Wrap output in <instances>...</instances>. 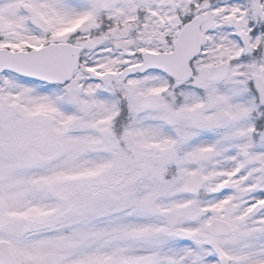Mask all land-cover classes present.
Here are the masks:
<instances>
[{
	"label": "snow or ice",
	"instance_id": "6c2138e0",
	"mask_svg": "<svg viewBox=\"0 0 264 264\" xmlns=\"http://www.w3.org/2000/svg\"><path fill=\"white\" fill-rule=\"evenodd\" d=\"M0 264H264V0H0Z\"/></svg>",
	"mask_w": 264,
	"mask_h": 264
}]
</instances>
